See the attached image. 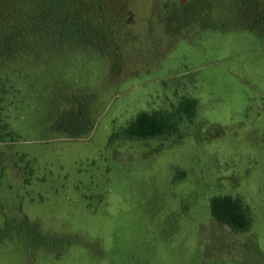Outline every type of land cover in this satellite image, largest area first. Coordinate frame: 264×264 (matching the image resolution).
<instances>
[{
    "label": "rangeland",
    "instance_id": "374dc122",
    "mask_svg": "<svg viewBox=\"0 0 264 264\" xmlns=\"http://www.w3.org/2000/svg\"><path fill=\"white\" fill-rule=\"evenodd\" d=\"M59 9L29 39L0 11V264H264V0ZM182 97L179 136L109 143ZM225 195L247 232L212 218Z\"/></svg>",
    "mask_w": 264,
    "mask_h": 264
},
{
    "label": "trees",
    "instance_id": "16d2710c",
    "mask_svg": "<svg viewBox=\"0 0 264 264\" xmlns=\"http://www.w3.org/2000/svg\"><path fill=\"white\" fill-rule=\"evenodd\" d=\"M64 0H0V11L7 5L9 11L18 13L19 4L26 7L28 16L24 12L19 11L17 22L19 23L20 36L23 39L31 38L32 35H24L27 29L29 32L33 30L45 31L55 27L61 20L58 19L57 13L60 12L59 2ZM74 1V0H70ZM19 2V4H18ZM67 2V1H66ZM81 21L80 19H74ZM65 23L68 19L63 20ZM16 23V24H18ZM71 25L74 24L70 21ZM78 32V30H75ZM74 32V29H73ZM36 38H43L38 35ZM5 85L0 83V103L5 94ZM197 109V101L194 98L182 97L177 105L171 110H160L152 112H139L125 126L113 132L109 137V143L116 139L144 140L157 137H176L180 135V125L184 121L191 122L195 116ZM2 124L0 127V142L5 141L12 133L8 131L7 125ZM209 210L212 218L218 223L224 224L228 229L235 233L247 232L252 224L253 219L249 208L239 198L231 196H213L209 201Z\"/></svg>",
    "mask_w": 264,
    "mask_h": 264
}]
</instances>
